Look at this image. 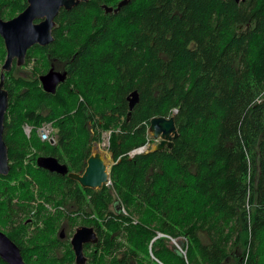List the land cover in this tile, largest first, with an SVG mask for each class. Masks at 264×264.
<instances>
[{"label": "trees", "instance_id": "1", "mask_svg": "<svg viewBox=\"0 0 264 264\" xmlns=\"http://www.w3.org/2000/svg\"><path fill=\"white\" fill-rule=\"evenodd\" d=\"M119 1L81 0L61 10L55 39L27 50L31 76L15 77V65L5 73L10 171L0 174V210L16 205L24 219L36 207L45 226L35 264H76L69 244L53 237L65 216L70 227L97 233L85 245L87 264H264V0H131L117 13L102 8ZM4 54L0 38V69ZM50 59L67 74L55 93L37 79ZM133 90L139 102L127 121ZM173 110L172 146L130 156L149 141L150 119ZM46 122L55 126L54 143L38 136ZM96 126L110 130L111 185L85 188L37 167L38 156H53L81 173ZM53 247L63 249L61 257L45 258ZM21 254L34 264L33 252Z\"/></svg>", "mask_w": 264, "mask_h": 264}, {"label": "water", "instance_id": "2", "mask_svg": "<svg viewBox=\"0 0 264 264\" xmlns=\"http://www.w3.org/2000/svg\"><path fill=\"white\" fill-rule=\"evenodd\" d=\"M81 0H27L28 5L14 18L3 21L0 19V35L4 40L5 59L0 69V174L7 175L10 171L8 159V147L3 138L4 118L7 111L9 100L8 92L4 87L5 73L12 69V66H21L25 63L26 53L29 48L35 44L46 45L53 40L51 29L54 26V17L60 7L71 9ZM131 0H120L116 7L103 5L106 13H117L120 8ZM238 1V0H235ZM42 19L38 23L34 20ZM14 61V63H13ZM43 90L49 93H55L59 83L66 79V71L60 72L53 66L45 73L39 76ZM128 101L127 121L131 116V111L139 102L137 90H133L126 97ZM148 134L152 139L158 140L155 146L148 151H161L165 147L172 146V140L177 136V129L174 122V114L169 117L159 116L150 119ZM51 142V141H50ZM145 145L131 151L133 156L141 153ZM96 149V143L92 145L91 154L86 160V165L81 173L68 171L64 163H60L53 156H38L36 165L39 168L54 172L59 175H66L75 180L81 187L90 189H100L103 185L110 183L111 166L115 163L113 155L110 152V163H106L102 154ZM118 208V207H117ZM116 208V209H117ZM97 241V234L91 226L81 225L77 227L70 239L72 251L74 253L76 264H84L86 257L83 253L84 244ZM0 259L7 264H26L16 244L3 232L0 231Z\"/></svg>", "mask_w": 264, "mask_h": 264}, {"label": "flooded vegetation", "instance_id": "3", "mask_svg": "<svg viewBox=\"0 0 264 264\" xmlns=\"http://www.w3.org/2000/svg\"><path fill=\"white\" fill-rule=\"evenodd\" d=\"M14 1H17V0H6L4 2H2L0 0V19L3 20V21H8L12 18H14L16 15H18L20 12H22L25 7L28 5V2L27 0H21L20 1V5L22 6L20 9H17V10H9V12L7 13L8 11V8H9V4L10 6L11 5H14ZM239 1V0H238ZM25 4V5H24ZM64 8L63 7H60L58 13L56 14V16L54 17V26L52 27L51 29V35L53 37V40L55 39V34H57L59 31L57 30L58 27H60V24L58 23V14L60 13L61 10H63ZM64 10H67V9H64ZM70 10V9H69ZM68 11V10H67ZM42 21V19H36L34 20V23H38ZM0 38L2 39V43H3V46H4V49H5V45H4V40L3 38L1 37L0 35ZM52 40V41H53ZM51 41V42H52ZM50 42V43H51ZM49 44V43H48ZM68 44V43H66ZM35 45H39V44H35ZM47 45V44H46ZM46 45H39V46H46ZM6 53V52H5ZM5 55V54H4ZM5 59V56L3 57L2 61H1V64L3 63ZM14 63V61H13ZM34 66H35V61L34 63H32V66L30 68V75L32 74V72L34 71ZM53 66V68L55 70H58L60 72H63L65 71L64 69V63L61 62V61H58V60H55V59H50L49 60V64H48V67L37 74V79L39 81V84H40V87L42 88V85H41V82H40V79H39V76L41 74H45L49 69L50 67ZM66 77H67V74H66ZM60 84V83H59ZM58 86V85H57ZM43 90V88H42ZM44 92H46L45 90H43ZM46 93H49V92H46ZM17 202L16 200H13V203ZM33 205H34V202H31ZM35 206V205H34ZM37 206V205H36ZM13 210H10V209H6L3 211L4 213V216H5V220L3 221H0V231L3 232L5 235H7L15 244L16 246L19 248L20 250V253L22 252H36L34 249H31L30 248V245H27V249L24 247L25 245L24 244H28L29 243V240L31 238L32 235H34L35 231H37L39 229V227L36 225V220H35V211H36V207L31 210L30 214L28 217L24 218L23 220L25 221H21L20 219V216H18L17 214V211H19V207L16 206V205H13ZM62 208V207H61ZM6 214L9 215L10 217L6 219ZM64 230L61 229L58 233V241L59 242H64L66 244H69V246L71 247V244H70V239L72 237L73 234H71L70 236H68V233L66 231V226H69V221H65V222H62L61 223ZM65 224V225H64ZM32 226V232H31V235L29 236H26L25 235V228L26 226ZM95 231V229H94ZM96 232V231H95ZM74 233V232H73ZM97 234V233H96ZM87 244H94V243H87ZM87 244H84V247H83V253H84V249H85V245ZM52 250H55V251H59L61 254H62V251L63 249H61V247H53L51 248ZM22 255V254H21ZM23 257V256H22ZM86 257V256H85ZM88 259V258H86ZM24 260V259H23ZM3 261V260H2ZM25 262V260H24ZM26 263V262H25ZM76 263V262H75ZM88 261H86L84 264H87ZM27 264V263H26Z\"/></svg>", "mask_w": 264, "mask_h": 264}, {"label": "rangeland", "instance_id": "4", "mask_svg": "<svg viewBox=\"0 0 264 264\" xmlns=\"http://www.w3.org/2000/svg\"><path fill=\"white\" fill-rule=\"evenodd\" d=\"M35 61V60H34ZM34 61L33 62H31L30 64H28V65H25V63L23 64V65H21V66H16V68H15V70H14V72H13V74H14V76L15 77H22V78H28V77H30L31 75H30V68H31V66H32V63H34ZM44 126H47V127H49L50 128V140H48L50 143H54L55 142V139H57V137H56V129H55V126H53L52 124H50V123H45V124H43L39 129H38V136H39V133H40V130H41V128L42 127H44ZM97 128H96V132H97V136H98V138L97 139H95V140H92V142H91V147H90V149L92 148V145L94 144V143H96V144H98L99 146H100V148H101V151L102 152H105V153H109L110 154V151H109V149H108V146H109V136H110V130H102L99 126H96ZM30 129H31V127L29 126V125H27V124H24L23 125V131H24V133L26 134V135H28L29 136V133H30ZM94 131H95V129H93V128H91L90 129V132H91V134L93 135L94 134ZM148 136H149V141L145 144V146H146V148L143 150V151H147V150H149V149H151V147L152 146H155L156 144H157V142H158V140H154V139H152V137H151V135L150 134H148ZM40 138V137H39ZM41 140V139H40ZM42 141V140H41ZM96 150V149H95ZM90 154H91V150H90ZM108 155V154H107ZM109 156V155H108ZM109 159H110V157H109ZM108 163H110V162H108ZM108 185H111V182L108 184ZM37 203V202H36ZM43 203V202H42ZM44 204V206L46 207V209L48 210V211H51V212H54L55 211V209H56V206H53V205H49L48 203H43ZM118 207V205H117V203L114 201V203H112L111 205H110V210H115L116 208ZM65 208H67V210H69L70 209V207L67 205V206H65ZM125 213V212H124ZM10 216L9 215H7L6 214V219L7 218H9ZM3 220H5V216H4V213H3V211H1L0 210V221H3ZM21 221L23 220L22 218L20 219ZM23 221H25V220H23ZM65 221H69L68 219H67V216H65V217H63V218H61V220L58 222V224L55 226V228H54V231H53V237H54V239H57L58 238V233H59V231L61 230V229H63L64 230V228H63V226H62V222H65ZM136 221V219L133 221V222H135ZM69 224H70V221H69ZM36 225L39 227V229L37 230V231H35V233H34V235H32L31 236V238H30V240H29V243L28 244H24V245H30V248L31 249H34L36 252H34V254H32V260H31V262L32 263H34L36 260H37V255H41V246H42V244L44 243L43 241H41L40 240V237H39V233H40V230L45 226V224L43 223V222H37L36 223ZM65 225V224H64ZM82 224H80V225H78V226H73V227H70V225L69 226H66V231H67V233H69V231H70V229L72 230V234H73V232L75 231V229L77 228V227H79V226H81ZM34 228V227H33ZM32 226L30 225V226H26V228H25V235L26 236H29V235H31V232H32ZM157 233H159V232H157ZM45 244H46V242H45ZM50 256H52V257H61V253L59 252V251H55V250H52L51 248H48V250H47V252H46V254H45V258H47V257H49V258H51ZM84 256H86V258H88V256H87V251L84 249ZM153 258V257H152ZM89 259V258H88ZM88 259H86V261H88ZM74 262H75V257H74ZM35 264V263H34ZM51 264V263H50Z\"/></svg>", "mask_w": 264, "mask_h": 264}, {"label": "built area", "instance_id": "5", "mask_svg": "<svg viewBox=\"0 0 264 264\" xmlns=\"http://www.w3.org/2000/svg\"><path fill=\"white\" fill-rule=\"evenodd\" d=\"M175 112H176V110H173V111H172V114H175ZM39 137H40V139H41L42 141H48V140H50V128L47 127V126L42 127L41 130H40V133H39ZM157 236H166V235H164V234H162V233H157ZM167 237H168V236H167ZM169 239H170L172 242L175 243V240H174L173 238L169 237ZM180 250L182 251V253H185V251H184L183 249L180 248ZM157 262H158L159 264H163V263H161V262L158 261V260H157Z\"/></svg>", "mask_w": 264, "mask_h": 264}, {"label": "bare ground", "instance_id": "6", "mask_svg": "<svg viewBox=\"0 0 264 264\" xmlns=\"http://www.w3.org/2000/svg\"><path fill=\"white\" fill-rule=\"evenodd\" d=\"M145 148H146V147H145ZM96 151H98V152H100V153L102 154V157L104 158V161H105L106 163L110 162V159H109L110 155H109V153L102 152V151H101V148H100V146H99L98 144H96ZM107 154H108L109 156H108Z\"/></svg>", "mask_w": 264, "mask_h": 264}]
</instances>
